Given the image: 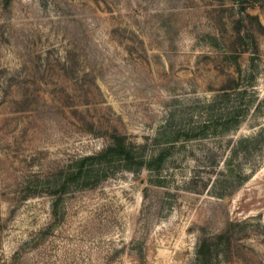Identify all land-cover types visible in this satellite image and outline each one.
<instances>
[{"label":"rangeland","instance_id":"rangeland-1","mask_svg":"<svg viewBox=\"0 0 264 264\" xmlns=\"http://www.w3.org/2000/svg\"><path fill=\"white\" fill-rule=\"evenodd\" d=\"M261 127L264 0H0V264H264ZM114 132L166 159L62 185Z\"/></svg>","mask_w":264,"mask_h":264},{"label":"trees","instance_id":"trees-1","mask_svg":"<svg viewBox=\"0 0 264 264\" xmlns=\"http://www.w3.org/2000/svg\"><path fill=\"white\" fill-rule=\"evenodd\" d=\"M258 136L264 141V127H261ZM258 136L242 137L240 142L252 141ZM165 150L146 157L140 153L134 142L127 139L125 134L114 132L112 133V142L109 145L100 151L73 159L62 170L61 176H64L62 185L66 184L68 179L84 180L85 183H89L91 179L96 180L102 174L103 177L108 175L109 170L116 164L134 171L145 166L158 169L166 159ZM256 168L257 166L252 171ZM224 236L225 234H220L211 238L200 239L195 252L196 264H221L219 249L220 245L224 243Z\"/></svg>","mask_w":264,"mask_h":264}]
</instances>
